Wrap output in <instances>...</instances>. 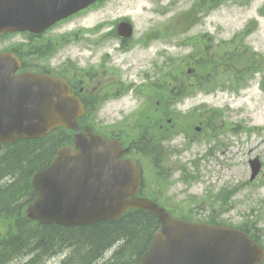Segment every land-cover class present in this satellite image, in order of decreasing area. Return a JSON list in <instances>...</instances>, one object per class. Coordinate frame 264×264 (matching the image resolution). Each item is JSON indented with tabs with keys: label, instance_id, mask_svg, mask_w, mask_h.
<instances>
[{
	"label": "rangeland",
	"instance_id": "1",
	"mask_svg": "<svg viewBox=\"0 0 264 264\" xmlns=\"http://www.w3.org/2000/svg\"><path fill=\"white\" fill-rule=\"evenodd\" d=\"M200 2L108 0L91 14L65 26V32L71 33L75 27L100 26L108 19L127 16L137 29L147 25L150 20L157 21V31L160 29L163 34L157 37L155 49H151L157 51L159 68L176 67L178 72L182 69V62L192 56L191 53L202 52L201 56L204 57L205 47H209V53L214 52L217 56L225 58L226 54H236L239 57L235 59L234 65L231 62L221 63L213 79H206L198 90L190 88L189 93L193 95L170 109L172 112L181 111L184 113L182 117L189 112L191 114L187 119L174 118V126L177 127L174 132L165 134L157 131V139L162 138V141L174 135L164 144L170 147L171 153L160 170L156 172L152 169L150 159L137 156L136 159L144 171L146 191L148 187L153 195L161 197L160 201L175 211L176 216L192 222L213 218L218 223L236 227L254 223L258 229L255 233L264 245V0H216L219 5L207 15H203V12L210 5L206 3L205 8L198 5V10L203 8L198 14L203 15L201 21L186 35L175 33L179 29L178 19L181 15ZM171 23L175 26L163 28ZM195 34L206 35L204 42L199 36L189 40ZM102 35L98 34V43L92 53L83 50L89 47L88 44L83 43L81 46V43H75L76 40L62 42L65 49L59 53L60 61H70L74 65H80L81 62L83 67L88 65L100 73L101 64L104 63L102 59L108 53V63L118 70V74L111 71L112 74L108 75L115 77L117 83H123L126 87L135 85L137 89L143 83L141 70L149 72V54L145 53L146 50L120 53L117 51L118 44L103 42L100 39ZM189 54L191 56L187 57ZM252 54L259 63L252 62ZM142 61L146 62L144 69L138 66L144 63ZM185 71L186 68L183 69L184 75ZM208 74L202 72L201 75ZM236 74L241 79L235 78ZM198 82L194 83L196 87H199ZM116 86L119 87V84ZM115 89L108 90L106 95L109 98L106 96L105 103L97 105L98 110L91 124L97 132L108 134L110 131H126L140 122L137 120L144 112L140 106L146 105L145 99L137 97L132 90L112 97L119 93ZM163 109L168 111L167 107ZM201 117H206L203 122ZM143 124L146 125V122ZM197 126L200 131H196ZM130 132L135 137L141 135L140 131ZM253 159L261 163V170L255 180L249 182V161ZM224 193H230L227 211L222 205L223 201L216 199L217 195ZM164 197H170V200L164 201ZM3 226L0 222V229L5 234ZM113 251H107L105 259ZM62 259L63 256L55 257L44 264H58ZM10 264H28V261Z\"/></svg>",
	"mask_w": 264,
	"mask_h": 264
},
{
	"label": "water",
	"instance_id": "2",
	"mask_svg": "<svg viewBox=\"0 0 264 264\" xmlns=\"http://www.w3.org/2000/svg\"><path fill=\"white\" fill-rule=\"evenodd\" d=\"M98 0H0V34L41 30ZM15 59L0 55V145L39 139L58 128L74 132L45 170L33 175L37 194L26 209L38 224L79 227L117 220L136 209L160 223L139 264H261L263 250L241 231L192 224L171 217L155 203L136 197L140 176L134 161L122 159L117 141L86 128L82 104L67 83L48 75L14 76ZM251 180L260 165L253 161Z\"/></svg>",
	"mask_w": 264,
	"mask_h": 264
},
{
	"label": "trees",
	"instance_id": "3",
	"mask_svg": "<svg viewBox=\"0 0 264 264\" xmlns=\"http://www.w3.org/2000/svg\"><path fill=\"white\" fill-rule=\"evenodd\" d=\"M215 1L210 0L205 14L217 7ZM190 21L192 25L197 23L194 17ZM201 53L190 65L196 70L195 77L203 78L202 72L209 73L203 82H198L199 87L206 79L215 77L221 63L234 65L239 58L236 54H226L224 58L207 50L202 57ZM251 60L256 62L253 54ZM174 76L171 70L163 72L161 85L169 83ZM238 77L241 79L236 74L235 78ZM167 92L165 88L158 89L157 99L164 100ZM72 136L69 130L58 129L42 139L21 140L0 147V222L6 232L0 239V264L28 256L38 264L57 255L63 256L60 264H138V258L146 251L159 227L158 221L147 212L133 210L116 221L75 228L38 225L26 217V206L35 198L30 187L32 175L48 167L57 150L71 143ZM162 154V147H157V162ZM227 201L225 197L223 204ZM246 233L255 240L254 235ZM112 248H115L112 256L105 260L106 252Z\"/></svg>",
	"mask_w": 264,
	"mask_h": 264
},
{
	"label": "flooded vegetation",
	"instance_id": "4",
	"mask_svg": "<svg viewBox=\"0 0 264 264\" xmlns=\"http://www.w3.org/2000/svg\"><path fill=\"white\" fill-rule=\"evenodd\" d=\"M101 4L102 3H96L66 20L57 22L40 33L25 32L4 34L0 36V54L10 52L17 56L20 62V68L16 74L29 72L36 74H51L65 78L74 95L80 98L85 107H94L100 98L103 99L106 97L104 95L106 89L109 90V88L113 87L124 88L123 83H117L115 77L108 75L112 74V72L115 73L113 67H111L112 65L110 66L108 63L110 55L106 53L102 59L104 63L101 64V72L99 73L88 65L83 67L80 59V65H73L72 63L67 64V61L61 62L59 53L61 50L65 49V47L62 46V42L65 43L73 40H76L75 43H81V46L83 43L88 44L89 47L83 50L92 53V50L96 48L95 44L98 43V34L102 33L103 35L100 39H103V42L111 41L118 44L117 51H120V53L123 52L124 54L134 50H140L142 52H145L143 50L147 51L145 53H148V57L150 58L148 63L149 72L141 70L143 71L141 72L143 73L141 79L145 85L140 87L147 86V88L154 91V95L157 97V51H152L157 45V21L150 20L147 25L143 26L141 29H137L131 18L119 17L115 20L108 19L100 26L95 24L89 28L75 27L70 31L72 33L66 34L65 26L74 21H78L83 16L85 17L91 14L95 11L96 7ZM122 22L131 25L130 33L125 30V27L120 25ZM152 47L153 49H151ZM142 62L144 63L138 66L144 69L146 67V62ZM118 84L119 87L116 86ZM132 86L136 87L135 85ZM183 88V83L179 82V85L174 87L172 92ZM155 106L154 113L149 114L147 119L152 121L157 127V99L155 101ZM113 136H116L125 145H131V143H127L129 137L123 138L120 135ZM142 143L146 144L147 139ZM154 146L157 152V135ZM129 147L131 148L132 145ZM134 150L135 149H133V151ZM138 152L141 153L140 151ZM156 200L157 194L155 201Z\"/></svg>",
	"mask_w": 264,
	"mask_h": 264
}]
</instances>
